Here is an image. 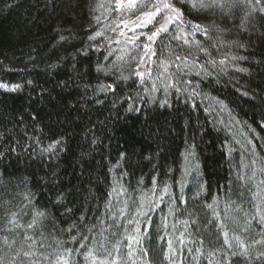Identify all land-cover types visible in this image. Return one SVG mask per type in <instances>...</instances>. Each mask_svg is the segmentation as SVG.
Wrapping results in <instances>:
<instances>
[{
	"label": "trees",
	"instance_id": "obj_1",
	"mask_svg": "<svg viewBox=\"0 0 264 264\" xmlns=\"http://www.w3.org/2000/svg\"><path fill=\"white\" fill-rule=\"evenodd\" d=\"M170 1L147 60L152 0H0L4 264H264V0Z\"/></svg>",
	"mask_w": 264,
	"mask_h": 264
},
{
	"label": "snow or ice",
	"instance_id": "obj_2",
	"mask_svg": "<svg viewBox=\"0 0 264 264\" xmlns=\"http://www.w3.org/2000/svg\"><path fill=\"white\" fill-rule=\"evenodd\" d=\"M117 3V9L120 8H126V9H138L140 8V6L137 3V0H116ZM143 7L145 9L148 8V5L145 4L143 5ZM153 8L155 9L154 11L151 10H146V11H142L141 12V16L137 17V23L138 26L141 27H145L147 26V24L152 23V21L154 20V18L159 15L161 13V7L153 5ZM163 8L164 9H170L173 13H175V17H167L164 19V22L160 24V26L158 28H156L155 31H153L151 33V35L147 36V40L149 41L148 44H145L144 47L146 49L149 48L150 43L154 41V39L159 36L161 33H166L168 31V24L173 22V20H180L182 13L180 11V9L175 8L174 6L168 4L167 2L163 3ZM143 18H146L144 20H142ZM193 28L197 31H203V29L201 28L200 25H193ZM99 34V33H98ZM179 38V37H177ZM185 43H187V41H185ZM182 58L180 56H176V60H181ZM183 59H187L186 57H184ZM177 67H179V65H177ZM137 75L143 76V73L137 72ZM166 103V101H165ZM58 143V141H57ZM211 207V206H209ZM10 224H12L14 226V228H24V225H21L18 223L17 219H16V214L13 213L12 214V219H10L8 221ZM35 223V221H33V224ZM33 224H29L27 225V228L31 229L33 227ZM222 227V225H221ZM8 231H12V229H8ZM224 244L227 245V248L230 250L229 253L227 254L228 257H238V256H247L248 252H247V245L244 244V242L239 238V237H234L233 240L235 241V243H231L229 241L228 238V233L224 232ZM85 239H87V237H85ZM24 240L25 241H31V243L28 244V251H17L16 255L17 257H23L25 259H27L28 264H41L40 258L37 256L36 250H35V246H36V241L28 236L25 235L24 236ZM0 241L3 242L4 245H9V241H8V237L4 236V237H0ZM15 241H13L14 243ZM135 243L139 244L140 241L139 239H136L134 241ZM183 242V241H181ZM202 243V241H201ZM254 243H264V241H255ZM117 244H119V242H117ZM10 246V245H9ZM128 253H127V257L129 259L132 260V264H135V260L133 259L134 257V252L135 250L132 248V244H128ZM172 245L171 242H169V248L171 249ZM71 249H66L65 253L69 254L71 253ZM113 251L116 253V255H113V252H108L107 255L108 257H111V259H104V260H96L93 258V252L91 250H89L87 256L88 258L92 259V264H121V259L119 256V252L120 249L118 246L113 245ZM141 251H143L144 255H147L146 250L141 249ZM191 251V250H190ZM257 258H264V252L258 253ZM0 264H4V260L2 257H0ZM21 264H23V260L21 261ZM54 264H70L67 255H62L57 257L56 261L54 262ZM223 264H231V260L230 259H224L223 260Z\"/></svg>",
	"mask_w": 264,
	"mask_h": 264
},
{
	"label": "rangeland",
	"instance_id": "obj_3",
	"mask_svg": "<svg viewBox=\"0 0 264 264\" xmlns=\"http://www.w3.org/2000/svg\"><path fill=\"white\" fill-rule=\"evenodd\" d=\"M165 2H167L168 4H170V5L174 6L175 8H177L175 5H173L171 3L170 0H152V5L150 6V8L148 10L154 11L155 9L153 8V5L161 7V13L154 18L152 23L147 24V26H145V27H141V26H138L137 18H136V20L135 19L132 20V23H131L132 29L136 30L134 34L141 33L144 28L145 29L150 28V31L146 34L145 44L149 43V41L147 40V36L151 35V33L153 31H155L156 28H158L161 23L164 22L165 18H167V17H175V13H173L170 9H164L163 8V3H165ZM144 19H146V18L142 17V20H144ZM151 51H152V49H151V43H150V46H149L148 49H146V54H145L147 60H149L150 57H151ZM0 88L7 89L9 87L5 86L4 84H0Z\"/></svg>",
	"mask_w": 264,
	"mask_h": 264
}]
</instances>
